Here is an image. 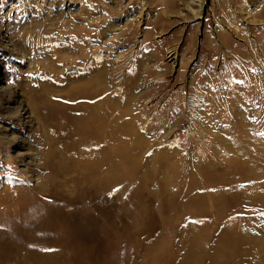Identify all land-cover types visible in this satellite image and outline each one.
<instances>
[{
    "label": "rangeland",
    "instance_id": "374dc122",
    "mask_svg": "<svg viewBox=\"0 0 264 264\" xmlns=\"http://www.w3.org/2000/svg\"><path fill=\"white\" fill-rule=\"evenodd\" d=\"M199 2L0 0V191L33 186L19 155L74 166L77 191L91 165L106 179V249L69 264H264V0ZM69 27L101 33L80 67L61 62L69 44H56ZM96 76L99 171L98 146L65 153L35 112L48 93L62 99ZM69 102L89 111L76 92Z\"/></svg>",
    "mask_w": 264,
    "mask_h": 264
},
{
    "label": "bare ground",
    "instance_id": "6f19581e",
    "mask_svg": "<svg viewBox=\"0 0 264 264\" xmlns=\"http://www.w3.org/2000/svg\"><path fill=\"white\" fill-rule=\"evenodd\" d=\"M200 1L199 3H202L203 6L204 0ZM61 34L63 37L56 44L65 46L69 44V47H66V49L68 48L66 52L61 50L65 52L61 62L67 65L73 63V67L83 66L82 64L88 61L87 58L80 57L91 53L92 47L89 45L98 41L94 35H101V33L95 32H75L72 27H69L68 31L62 29ZM82 35L85 36L82 37ZM74 36L81 38V41L79 42V39ZM226 39L228 40L227 36ZM54 45L55 43L52 44L53 47ZM236 51L235 58L238 59L236 63L240 67L245 60L242 59L243 53L238 48ZM168 55L174 64L181 61L176 49H171ZM95 62L97 59L94 60ZM61 70L58 66L50 73L56 77L63 73L58 74ZM86 71L89 74L90 69ZM80 72L82 73V71ZM88 78L84 83L82 80L72 82L74 85L66 91L68 93L66 96L69 97L73 92H76L79 99L83 101V106L89 111H74L73 102L63 104L62 101L66 97L63 94L64 97L60 99L53 93L55 96H51L54 99L48 100L46 99L50 96L48 93V96H42L44 97L42 98L44 107L35 112L38 123L44 130L48 133L54 130L55 139L63 145L65 153H74L82 147L92 149L88 155L93 156L95 148L98 146L101 160L96 167L99 171L106 166L103 141V132L106 131L104 120L106 113L102 111L106 104L105 101L95 103L93 99L103 98L106 100V96L101 88L102 83L99 76ZM90 81L91 84H89ZM93 83L97 84V89L93 87ZM90 87L96 96L91 94L93 91ZM33 94L35 95V93ZM88 98L92 102H89ZM37 100L39 99L34 97L33 101ZM23 156H18L17 163L26 166V168L24 167L25 171L29 172L31 183L34 184L30 188L26 186L13 188L11 182H5L6 186L4 190L2 189L3 192L0 191V264H69L78 256H93L103 253L106 249L105 177L103 183L96 182L94 167L91 165L87 185L77 191L73 188L74 179L71 176L75 171L74 166H69L61 159H56L48 162L42 161L40 165L31 167L24 164ZM11 170H15L14 166L11 167ZM18 171L23 173V169ZM3 172L0 171L1 176H5ZM67 189L79 193L76 194ZM65 211L71 215L67 216ZM34 217H36L35 220H27L34 219ZM38 221L39 226H37ZM31 224H33V228Z\"/></svg>",
    "mask_w": 264,
    "mask_h": 264
}]
</instances>
